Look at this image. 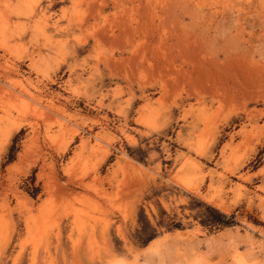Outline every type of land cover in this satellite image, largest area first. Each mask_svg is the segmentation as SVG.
Listing matches in <instances>:
<instances>
[{
	"label": "rangeland",
	"instance_id": "1",
	"mask_svg": "<svg viewBox=\"0 0 264 264\" xmlns=\"http://www.w3.org/2000/svg\"><path fill=\"white\" fill-rule=\"evenodd\" d=\"M0 264H264V0H0Z\"/></svg>",
	"mask_w": 264,
	"mask_h": 264
},
{
	"label": "trees",
	"instance_id": "2",
	"mask_svg": "<svg viewBox=\"0 0 264 264\" xmlns=\"http://www.w3.org/2000/svg\"><path fill=\"white\" fill-rule=\"evenodd\" d=\"M204 206L206 207V205H204ZM207 210H208V213H204V214L202 213L201 214V218H203L201 223L203 225L213 228V227L219 226V225H230L231 224L230 219H228V217L226 215L220 213L218 210L211 208V207H207ZM176 226L180 227L181 225H176ZM155 238H156V234L150 235L144 241V244L152 241Z\"/></svg>",
	"mask_w": 264,
	"mask_h": 264
},
{
	"label": "bare ground",
	"instance_id": "3",
	"mask_svg": "<svg viewBox=\"0 0 264 264\" xmlns=\"http://www.w3.org/2000/svg\"><path fill=\"white\" fill-rule=\"evenodd\" d=\"M156 240H157V239H156ZM156 240H154L153 242H155ZM153 242H152V243H153Z\"/></svg>",
	"mask_w": 264,
	"mask_h": 264
}]
</instances>
